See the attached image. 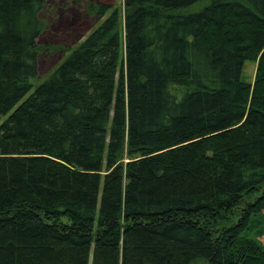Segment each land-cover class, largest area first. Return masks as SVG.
<instances>
[{"label":"trees","instance_id":"trees-1","mask_svg":"<svg viewBox=\"0 0 264 264\" xmlns=\"http://www.w3.org/2000/svg\"><path fill=\"white\" fill-rule=\"evenodd\" d=\"M47 3L0 0V264H264V0H125V57L91 4L34 85Z\"/></svg>","mask_w":264,"mask_h":264},{"label":"rangeland","instance_id":"rangeland-1","mask_svg":"<svg viewBox=\"0 0 264 264\" xmlns=\"http://www.w3.org/2000/svg\"><path fill=\"white\" fill-rule=\"evenodd\" d=\"M124 1L125 0H48L47 8L43 14L48 23V30L40 37V56L38 61L37 77L33 80L37 85L46 79L86 37L95 29L97 20L87 13V7L91 4H105L119 10L121 14L123 55L125 57L124 41ZM204 7V1L191 8L199 11ZM257 65L246 62L244 65L243 79L247 83H253ZM259 225L260 231H264V221ZM264 242V238L262 239Z\"/></svg>","mask_w":264,"mask_h":264}]
</instances>
